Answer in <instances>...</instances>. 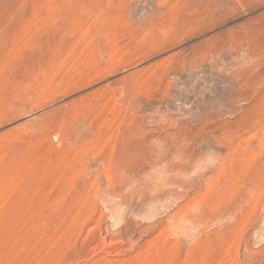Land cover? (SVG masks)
<instances>
[{"label":"rangeland","instance_id":"rangeland-1","mask_svg":"<svg viewBox=\"0 0 264 264\" xmlns=\"http://www.w3.org/2000/svg\"><path fill=\"white\" fill-rule=\"evenodd\" d=\"M0 264H264V0H0Z\"/></svg>","mask_w":264,"mask_h":264},{"label":"bare ground","instance_id":"bare-ground-1","mask_svg":"<svg viewBox=\"0 0 264 264\" xmlns=\"http://www.w3.org/2000/svg\"><path fill=\"white\" fill-rule=\"evenodd\" d=\"M204 1V0H203ZM202 5V4H201ZM199 8V7H198ZM174 9V8H173Z\"/></svg>","mask_w":264,"mask_h":264}]
</instances>
